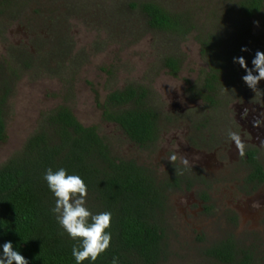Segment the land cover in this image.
Instances as JSON below:
<instances>
[{
  "label": "rangeland",
  "instance_id": "1",
  "mask_svg": "<svg viewBox=\"0 0 264 264\" xmlns=\"http://www.w3.org/2000/svg\"><path fill=\"white\" fill-rule=\"evenodd\" d=\"M140 1L146 0H0V96L5 95L7 133L0 144V166L44 125L50 110L65 104L83 125L96 126L111 154L147 163L157 176L170 163L200 167L207 175L219 171L210 190L213 215L203 211L195 191L172 192L167 259L158 264H215L206 248L231 236L237 248L250 250L252 264H264V186L252 195L240 192L242 168L238 158L228 159L235 152L228 158L217 155L218 144L211 137L207 149L198 145L195 112L205 114L210 107L186 93L188 81L198 80L212 65L196 38L211 33L226 56L220 64L219 99V109L225 110L213 121L214 132L242 131L243 140L264 150V80L251 90L242 80L245 70L233 62L243 57L252 68L255 53L264 52V7L249 18L236 6L238 0H148L168 3L191 17L197 30L180 37L150 28L145 14L132 6ZM170 56L180 61L176 76L162 67ZM128 83L147 87L161 115L179 119H161L165 131L154 152L136 147L117 124L102 118L109 91ZM227 208L238 215L237 222Z\"/></svg>",
  "mask_w": 264,
  "mask_h": 264
},
{
  "label": "trees",
  "instance_id": "2",
  "mask_svg": "<svg viewBox=\"0 0 264 264\" xmlns=\"http://www.w3.org/2000/svg\"><path fill=\"white\" fill-rule=\"evenodd\" d=\"M132 6L145 14L154 30L181 37L197 30L189 15L160 3L146 0ZM236 6L250 18L259 14L264 0H238ZM196 38L202 53L214 61L220 54L215 36L202 33ZM165 64L177 70L175 59L169 57ZM214 77L215 73H207L206 89L212 87ZM147 97L148 90L142 86L111 91L101 105L102 118L116 123L137 144L152 140L157 114L146 105ZM4 102L5 95H1L0 144L7 139ZM49 168L53 172L64 168L68 175L84 180L88 190L85 206L93 215L112 213L111 226L106 229L112 237L109 248L96 261L86 259L81 264H112L114 257L118 264H158L167 259L166 192L178 187V179L157 181L135 161L112 155L96 126L83 125L65 104L50 110L44 125L0 166L1 253L3 243L11 241L29 264H76L72 248L81 240L72 239L52 211L55 197L44 179ZM260 172L254 163L253 173ZM205 254L215 264L253 262L250 250L237 248L231 237L212 244Z\"/></svg>",
  "mask_w": 264,
  "mask_h": 264
},
{
  "label": "flooded vegetation",
  "instance_id": "3",
  "mask_svg": "<svg viewBox=\"0 0 264 264\" xmlns=\"http://www.w3.org/2000/svg\"><path fill=\"white\" fill-rule=\"evenodd\" d=\"M141 2V1H140ZM155 3H160V2H155ZM161 4V3H160ZM164 7H166L169 10H172L170 5L168 3H163L161 4ZM159 31V30H158ZM189 35V34H188ZM186 35V36H188ZM181 37V36H180ZM201 54L203 56L204 53H202V46H201ZM169 58V57H167ZM166 58V59H167ZM172 59H175L177 61V70L173 72V69L171 66H167L165 64V60L163 61L162 67L168 69V72L172 76H176L177 72L180 70V61L177 57H171ZM226 56L224 54H219L218 57L215 58L214 61H212L211 67H215V70L212 71V68L210 67L209 69H206L205 71H202V76L200 75L198 80H195L193 82L188 81V85L186 87V93L189 98H193V100H198L200 101L203 105L208 104L210 108L207 109L205 114H201L200 111L195 112L196 115V125L195 129L196 131L198 130L197 136H198V141L201 146V148L207 149V143L209 141V137L214 138V141H216V148H218V154H220L222 157L228 158L230 156L231 151L235 152V156H230L228 158L229 160H235L238 158V167L242 168V173L243 179L241 181L240 185V192H243L246 195H252L256 191H259V188H262L264 186V161H263V151L262 148H260L257 144L244 139L243 140V133L242 131H234L231 129H228L225 134H221V132H218V136H216L214 130L215 125L213 124V121H217L219 118V111L223 113L222 109H219L220 103L219 99H221V75H222V66L220 64L225 60ZM224 59V60H223ZM216 63L215 65L213 63ZM219 64V65H218ZM215 73V77L211 79V85L212 87L210 89L205 88L206 84V79L205 77L207 76V73ZM131 85L133 88L140 87L139 83L133 84V83H128L120 88L114 89V90H122L125 87ZM145 87V86H142ZM147 89V87H145ZM112 90V91H114ZM148 90V89H147ZM111 92V91H109ZM225 96V94H223ZM210 96L212 98L211 101L207 100V98ZM207 97V98H206ZM134 101V100H133ZM135 102V101H134ZM131 103V102H130ZM146 105L151 107L154 112L157 114V119H156V131H154V137L152 140H147L143 144H137L130 140L124 133V135L127 137V139L133 143L136 147L146 150L147 152H154L158 141L162 138V133L165 131L164 124L161 119H166L169 121H179L178 117L172 116L171 118L167 115H161V112L158 111V108L154 105L153 100L150 97V92L148 90V97L146 98ZM232 105V104H231ZM230 105V107H231ZM234 105V103H233ZM130 107V104L128 105ZM235 107V106H234ZM230 110V109H229ZM225 113V112H224ZM227 117L225 119L230 121L229 115H226ZM231 116V115H230ZM232 119V116H231ZM176 121V122H177ZM116 124V123H115ZM213 125V126H212ZM120 128V127H119ZM225 131V130H223ZM123 132V131H122ZM240 132L238 135L237 133ZM236 134L239 137L240 144H242V149L237 147L236 141L231 138V134ZM254 140V139H253ZM212 143V142H210ZM236 150H238L236 152ZM111 152V151H110ZM204 152V151H203ZM229 153V154H228ZM113 155V154H112ZM229 155V156H228ZM251 156H253L252 160ZM220 157V158H222ZM236 157V158H235ZM126 160H133L135 163L139 166H143L148 170V172L155 178V180L159 181H165V180H171L172 179H178V187H174L170 190H167L166 195V205H167V211H166V220H167V215L169 211L170 205V199H171V194L173 191L177 190H192L193 192L195 191V196L197 199L200 201L202 204L203 211L207 215H213L215 213V205L212 200V195L210 190L216 185V183L219 180V171L212 174V175H207V172L205 170H202L200 167H193V168H187V167H181L178 164H173L170 163V167L167 168L165 171V174L162 176H157L156 170H152V168L149 166L147 163H143L140 161H137L134 158L131 157H126L123 158ZM254 163H258L261 172L256 174L253 173L254 170ZM172 164V165H171ZM226 206V205H225ZM208 207V208H207ZM228 207V206H227ZM226 212L229 214L230 218L234 221L237 222L238 215L235 213L234 210H231L229 208L226 209ZM227 216V215H226ZM228 216V217H229ZM229 237H226L227 239ZM233 239V242L236 244V240L234 237L231 236Z\"/></svg>",
  "mask_w": 264,
  "mask_h": 264
},
{
  "label": "clouds",
  "instance_id": "4",
  "mask_svg": "<svg viewBox=\"0 0 264 264\" xmlns=\"http://www.w3.org/2000/svg\"><path fill=\"white\" fill-rule=\"evenodd\" d=\"M258 25V22H254ZM242 48L241 51H246ZM234 63H238L244 70L243 82L251 90H257L258 84L264 80V52L257 51L251 61L253 67L248 68L243 57H234ZM256 73V74H253ZM231 138L236 141L237 147L242 149L239 137L231 134ZM171 161L176 159L173 155L169 158ZM185 165L188 161H182ZM44 179L48 188L55 197V207L53 212L57 214V220L62 228L72 239H80L79 246L74 245L72 256L76 264L90 259L96 261L110 246L111 233L106 229L111 226L112 213L104 211L93 215L85 206L87 197V185L79 175H68L64 168L53 172L51 168L46 170ZM0 264H29L19 251L14 250L11 241H6L2 245V254H0ZM112 264H118L117 258H113Z\"/></svg>",
  "mask_w": 264,
  "mask_h": 264
}]
</instances>
